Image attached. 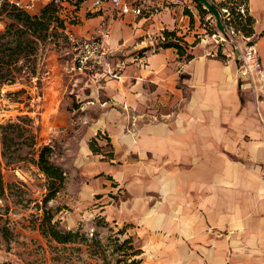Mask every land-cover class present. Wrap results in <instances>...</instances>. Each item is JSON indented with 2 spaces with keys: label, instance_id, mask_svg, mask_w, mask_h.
Returning <instances> with one entry per match:
<instances>
[{
  "label": "crops",
  "instance_id": "0c3cea01",
  "mask_svg": "<svg viewBox=\"0 0 264 264\" xmlns=\"http://www.w3.org/2000/svg\"><path fill=\"white\" fill-rule=\"evenodd\" d=\"M179 3L147 17L111 10L95 16L111 21L133 16L144 23L167 18ZM248 10L264 64V0H248ZM187 16L181 19L186 22ZM111 33L103 44L114 52ZM211 38L221 56L196 50L185 60L168 47L135 59L116 76L80 74L93 88L91 97L116 82L124 84V89L105 91L103 101L117 105L120 121L105 117L91 135L127 125L123 116L132 112H144L151 120L140 124L137 138L129 133L116 142L112 138L115 159L127 158L119 167L110 164L109 171L130 194L126 210L134 234L158 264H264V86L257 92L242 87L238 51L221 30ZM253 79L260 86L257 72ZM132 153L139 162L129 161Z\"/></svg>",
  "mask_w": 264,
  "mask_h": 264
},
{
  "label": "rangeland",
  "instance_id": "374dc122",
  "mask_svg": "<svg viewBox=\"0 0 264 264\" xmlns=\"http://www.w3.org/2000/svg\"><path fill=\"white\" fill-rule=\"evenodd\" d=\"M47 4L38 1L28 14L13 8L0 13L4 24L0 28V81L24 84L22 97L30 111L12 122L0 120L4 181V190L0 189V264H158L155 257L145 255L142 240L134 234L126 210L130 194L115 184L109 171L110 164L119 167L127 158L115 159L112 138L116 142L124 133L137 138L140 124L151 120L144 112H132L123 116L127 125L91 135L105 117L111 123L120 121L116 119L120 117L117 105L103 101L105 91L124 89V84L116 82L91 97L93 88L73 70L65 29L86 36L112 26L109 41L115 48L112 61L116 73L174 40L166 36V30H177L188 41L187 54L179 55L182 59L187 60L188 54L194 57L196 50L221 56L219 44L211 37L222 29L197 0H181L180 7L167 18L162 15L144 23L133 16L111 21L86 14L65 25ZM182 15H188L186 22ZM184 24L185 28L177 26ZM239 37L235 38L241 41ZM144 44L149 45L143 48ZM45 146L49 147L46 155L65 177L47 209L61 229L79 230L75 242H57L40 229L48 178L37 162ZM127 156L132 162L140 160L136 153Z\"/></svg>",
  "mask_w": 264,
  "mask_h": 264
},
{
  "label": "built area",
  "instance_id": "2783aa9c",
  "mask_svg": "<svg viewBox=\"0 0 264 264\" xmlns=\"http://www.w3.org/2000/svg\"><path fill=\"white\" fill-rule=\"evenodd\" d=\"M40 0H0V13L6 7L18 10H30ZM52 3L59 8L61 16H84L86 14L98 15L105 10H111L113 15H135L141 17L151 16L174 4L175 0H41ZM214 3L213 0H208ZM223 35L234 45L241 61L240 84L252 92L259 91L264 86V64L259 56L253 35L244 34L231 23V12L228 7H220ZM237 11L243 16L249 12L248 3L242 2ZM1 16V15H0ZM4 24L0 19V28ZM66 37L71 48L73 70L88 77H98L103 74L116 76L112 56L113 52L103 44V40L111 33L110 25L104 26L98 34H77L68 28L65 29ZM228 36V37H227ZM240 36V39L235 38ZM212 55L217 53L211 52ZM253 72H257L261 81L260 86L254 83ZM25 85L19 80L0 83V120L14 121L19 117L30 115L25 107L23 91Z\"/></svg>",
  "mask_w": 264,
  "mask_h": 264
},
{
  "label": "trees",
  "instance_id": "16d2710c",
  "mask_svg": "<svg viewBox=\"0 0 264 264\" xmlns=\"http://www.w3.org/2000/svg\"><path fill=\"white\" fill-rule=\"evenodd\" d=\"M197 1L204 3V5H206L204 9L206 12L212 13L213 15L216 16L217 24L220 29H222L223 26H222V20L220 17L219 8L228 7V9L231 12V23L236 27V29H240L244 34L249 35V36L254 34L255 20L253 16L250 14V12H248L246 16H243L240 12L237 11V7L242 2L248 3V0H213L214 3H210L208 0H197ZM47 5H50L54 8L56 14L64 21L65 25L73 23V20H75V18L81 17V16H76L75 18H72L71 16H61L59 12V8L57 6H55L52 3H49ZM7 8H10V7H6L4 10H6ZM15 10L24 12L27 14L29 13L25 10H18V9H15ZM165 34L168 37L172 36L174 40L165 42L162 45L164 48L174 47L177 50L179 55L184 56L185 54H187V46H189V43L184 38V36H179L177 34V30H173V31L166 30ZM187 56H188V59L193 58L192 54H188ZM4 82L0 81V83H4ZM20 118L21 117H19V119ZM9 122H12V121H9ZM96 139L97 138L95 137L93 139V142L96 141ZM48 149L49 147L47 146H45L42 149L39 160L37 162L38 166L46 173L47 178H48V183L46 185L47 192H45L44 194L43 206H42L44 208L45 215L44 217H42V220L40 222V229L44 235L53 238L57 242H60L63 244H66L69 242H75L76 236H78L79 234V230L74 231V230L61 229L58 226V221L53 223V217L50 215V211L47 209V203L51 199H53L57 195V193L61 190V188L64 185V179H65L63 175V170L59 166L53 164L51 160L49 159V157L46 155V151ZM0 189L4 190V181H3V176L1 174V171H0ZM128 240L129 239H127L125 242H127Z\"/></svg>",
  "mask_w": 264,
  "mask_h": 264
}]
</instances>
